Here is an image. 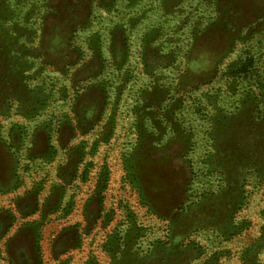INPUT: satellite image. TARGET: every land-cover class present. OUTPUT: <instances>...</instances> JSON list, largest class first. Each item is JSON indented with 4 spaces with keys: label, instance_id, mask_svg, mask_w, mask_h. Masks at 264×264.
I'll return each instance as SVG.
<instances>
[{
    "label": "rangeland",
    "instance_id": "obj_1",
    "mask_svg": "<svg viewBox=\"0 0 264 264\" xmlns=\"http://www.w3.org/2000/svg\"><path fill=\"white\" fill-rule=\"evenodd\" d=\"M28 237L264 264V0H0V264Z\"/></svg>",
    "mask_w": 264,
    "mask_h": 264
},
{
    "label": "crops",
    "instance_id": "obj_2",
    "mask_svg": "<svg viewBox=\"0 0 264 264\" xmlns=\"http://www.w3.org/2000/svg\"><path fill=\"white\" fill-rule=\"evenodd\" d=\"M10 228L4 229V235H7ZM21 237V236H19ZM19 238H17L18 240ZM21 241V240H20ZM8 253L11 256L12 264H34L35 263V252L37 249L34 245V238L28 237L25 241L19 244H8Z\"/></svg>",
    "mask_w": 264,
    "mask_h": 264
},
{
    "label": "trees",
    "instance_id": "obj_3",
    "mask_svg": "<svg viewBox=\"0 0 264 264\" xmlns=\"http://www.w3.org/2000/svg\"><path fill=\"white\" fill-rule=\"evenodd\" d=\"M36 249H37V251L35 252V255H34V258H35V262H38V264H39V260H41V259H39L38 258V256H39V254H41V251L39 250V246H36Z\"/></svg>",
    "mask_w": 264,
    "mask_h": 264
}]
</instances>
